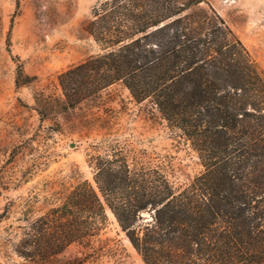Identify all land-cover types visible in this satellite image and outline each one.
<instances>
[{"label": "trees", "instance_id": "16d2710c", "mask_svg": "<svg viewBox=\"0 0 264 264\" xmlns=\"http://www.w3.org/2000/svg\"><path fill=\"white\" fill-rule=\"evenodd\" d=\"M200 3L102 1L88 26L101 53L59 82L67 110L122 83L182 132L204 172L176 187L123 153L97 156L99 192L81 181L26 220L16 246L25 261L91 247L110 210L146 264H264V72L220 16L192 11Z\"/></svg>", "mask_w": 264, "mask_h": 264}, {"label": "rangeland", "instance_id": "374dc122", "mask_svg": "<svg viewBox=\"0 0 264 264\" xmlns=\"http://www.w3.org/2000/svg\"><path fill=\"white\" fill-rule=\"evenodd\" d=\"M104 0H0V264H36L16 252L26 220L60 205L81 181L95 182L97 156L130 163L186 187L204 172L191 143L122 83L65 109L60 76L101 53L88 32ZM193 2L195 0H181ZM220 16L264 72V0H196ZM23 72L22 82L17 85ZM91 247L72 245L39 264H146L107 211ZM142 228L151 212L142 214Z\"/></svg>", "mask_w": 264, "mask_h": 264}]
</instances>
